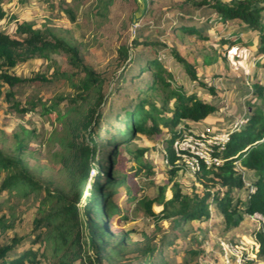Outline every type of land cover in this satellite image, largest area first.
<instances>
[{"label": "trees", "instance_id": "obj_1", "mask_svg": "<svg viewBox=\"0 0 264 264\" xmlns=\"http://www.w3.org/2000/svg\"><path fill=\"white\" fill-rule=\"evenodd\" d=\"M7 1L10 0H0V18L5 16L1 4ZM143 4L144 20L150 21L136 28V36L129 44L133 49L132 55L128 45L119 47L118 51L126 63L111 88L102 76L84 63L78 49L67 41L37 30L27 23L18 25L17 33L24 35L20 38L0 31V81L10 88L32 81L12 75L11 69L36 57L47 58L50 52H64L69 63L84 73L75 86L76 92L68 99L65 114H61L58 109L60 102L49 107L34 102L28 108L13 104L18 112L34 111L41 107L43 113H56L58 120L69 125L70 138L67 141L58 139L66 151L62 154V160L68 181L65 186L50 188L24 163L22 156L29 149L27 142L32 131L24 130L22 136L16 135L13 154L0 149V209L13 196L38 198L36 218L29 236L30 239L32 237L30 246L12 254L23 240L21 237L14 238L11 244L0 247V264H38L40 257L46 261L52 258L54 264H75L77 261L81 264L161 263L165 256L163 251L174 244L176 239L183 237L182 228L186 223L209 219L211 204H215L224 214L228 229L239 227L242 218L236 217L238 210L232 206V193L245 187L246 171L253 173L257 189L248 199L244 208L245 215H264V113L256 110L245 125L232 134L222 150L224 164L214 168L203 167L197 174V180L203 186L201 196L185 195L174 184L172 198L163 202V210L158 214L152 210V206L160 203L166 187L159 189L157 197L139 201L148 216L155 219L157 227L164 221L170 223L168 232L163 234L158 244H147L144 250L129 260L123 254L127 233L114 234L108 229L112 219L122 213L110 197L125 180L111 175L105 178L103 171L105 168L111 169L110 165L115 161L110 156V164H105L102 159L101 173L95 174L93 182L90 181V188L87 187L96 155L110 145H113L109 148L110 153L120 144L130 147L140 134L153 136L160 134L164 128L170 134L166 140V159L174 175L178 168L175 141L184 131L191 130V123L202 122L216 112L213 104L203 102L197 95L185 92L182 87H173L172 75L157 56L159 51L166 48L158 38L172 29L208 41L210 37L204 34L211 29L212 20L221 23L238 22L258 33L257 53L264 56V0H186L172 7H177L181 16L178 23L166 22L165 13L171 7L161 11L155 7L154 0H143ZM194 12L202 14L204 20L188 22L187 15ZM70 16L74 21L73 14L70 13ZM219 42L233 44L230 39H221ZM186 70L196 80L192 67L187 65ZM145 74L150 79L144 84L139 83L133 90L135 84L132 82ZM33 79L47 80L40 76ZM129 80L130 86L126 87L125 83ZM123 91H126L127 99L114 101V94ZM159 95L161 104L154 99ZM7 96L9 101H13L15 94L10 91ZM67 117L69 119L65 121ZM136 152L139 158L145 150ZM103 179H108L104 184L111 187L104 196L101 195ZM12 227V215H0V230ZM257 238L261 245L260 257H264V232L258 233ZM36 245L43 248V251L35 249ZM183 250L193 253L190 246H185Z\"/></svg>", "mask_w": 264, "mask_h": 264}, {"label": "rangeland", "instance_id": "obj_2", "mask_svg": "<svg viewBox=\"0 0 264 264\" xmlns=\"http://www.w3.org/2000/svg\"><path fill=\"white\" fill-rule=\"evenodd\" d=\"M154 2L155 7L161 11L171 7L165 13L166 22L178 23L181 16L177 7H172L185 3L186 0ZM1 6L5 16L0 18V31L20 38L24 35L17 33L18 25L27 23L37 30L67 41L78 49L84 63L102 76L110 88L114 86L126 63L118 51L119 47L129 46L136 36V28L150 21L144 20L142 14L143 0H113L111 4L101 3L99 0H10ZM70 13L75 17L74 21ZM203 17L199 12H194L187 15L186 20L193 22L204 20ZM211 22V29L204 34L210 37L208 41L174 32L172 29L167 31L164 36L158 38L166 48L159 51L157 56L162 60L167 72L172 75L173 87H182L185 92L193 93L203 102L216 107V112L208 119L191 123V130L200 131L208 127L216 132H229L235 122L247 120L256 110H262L264 113V56L257 53L258 33L246 24L213 20ZM221 39H230L233 44H221ZM129 49L132 55L131 45ZM48 56L19 63L16 68L10 70L12 75L32 81L13 88L0 81V149L7 154H13L17 142L16 135L22 136L24 130L32 131L27 142L29 149L22 159L41 182L55 188L65 186L68 181V173L62 160V154L66 151L58 139L67 141L70 138L69 125L58 120L56 113H43L41 107L34 111L18 112L13 105L15 103L20 108H28L35 102L39 106L49 107L55 102H60L58 109L61 114L66 113L68 99L76 92L75 86L84 73H80L69 63L64 52H50ZM187 65L192 67L196 80L192 79V75L186 70ZM37 76L47 80L33 79ZM149 79L148 74L135 79L132 82L135 84L133 90L139 83L144 84ZM125 86H130V80ZM10 91L15 94L13 101H9L7 96ZM126 94V91L115 93L113 99L126 100ZM154 99L161 104V95L155 96ZM68 119L67 117L64 120ZM169 138L168 131L162 128L160 134L153 136L140 134L130 147L120 144L110 153L109 148L113 147L110 145L96 155L87 187L90 188V181L93 182L95 174L101 173L102 159L105 164H110V156L115 161L110 165L111 169L105 168L103 171L105 178L111 175L110 177L125 180L122 185L116 187L115 193L110 197L122 213L112 219L108 229L114 234L127 233L123 254L129 260L144 250L147 244H158L170 226L169 222L164 221L157 227L155 219L149 217L139 205L141 199L157 197L159 189L166 187V193L161 196L160 203L152 206V210L158 214L163 210V202L172 198L174 184H177L185 195L201 196L203 192V186L197 176L186 169L177 168L176 173L172 175V166L166 159V140ZM136 150L145 152L137 158ZM99 178L100 176L98 180ZM107 180H102L103 196L106 190L111 188L105 186ZM244 180L254 181L253 173L244 172ZM247 195L246 184L243 189L234 190L232 193V206L238 210L236 217H241L242 222L249 220L244 212L248 203ZM37 203L36 196H13L10 202L2 205L0 215L11 214L14 227L0 230V247L11 244L14 238L20 237L23 240L12 254L22 252L30 246L32 237L30 239L29 236L36 218ZM209 210V219L191 221L183 226V237L176 239L174 244L163 251L164 260L158 264H225L221 242L237 241L252 233L239 235L240 232L236 233L235 229H228L224 214L215 204H211ZM185 246H190L193 253L185 252ZM35 249L43 251L38 245ZM38 259V264H54L52 258L48 261L41 257ZM75 264L81 263L77 261ZM256 264H264V257L259 256Z\"/></svg>", "mask_w": 264, "mask_h": 264}, {"label": "built area", "instance_id": "obj_3", "mask_svg": "<svg viewBox=\"0 0 264 264\" xmlns=\"http://www.w3.org/2000/svg\"><path fill=\"white\" fill-rule=\"evenodd\" d=\"M246 121L245 119L235 122L229 132H216L208 127L200 131H184L174 143V151L178 158L177 167H182L197 176L203 167L222 166L225 162L222 158V150L230 141L232 134L243 127ZM245 184L249 199L257 188L254 181L245 180ZM247 216L254 224L252 233L237 241L221 242L225 264H256L259 259L261 245L257 234L264 232V215L255 213Z\"/></svg>", "mask_w": 264, "mask_h": 264}, {"label": "crops", "instance_id": "obj_4", "mask_svg": "<svg viewBox=\"0 0 264 264\" xmlns=\"http://www.w3.org/2000/svg\"><path fill=\"white\" fill-rule=\"evenodd\" d=\"M253 226H254V224L250 220L245 219V221L242 222L239 225V227L235 228V230H236V233L240 232L239 235L247 234V233L249 234L253 231ZM247 229L249 231H247Z\"/></svg>", "mask_w": 264, "mask_h": 264}, {"label": "water", "instance_id": "obj_5", "mask_svg": "<svg viewBox=\"0 0 264 264\" xmlns=\"http://www.w3.org/2000/svg\"><path fill=\"white\" fill-rule=\"evenodd\" d=\"M142 14H143V11H142Z\"/></svg>", "mask_w": 264, "mask_h": 264}]
</instances>
